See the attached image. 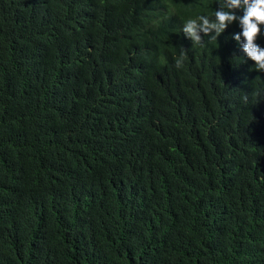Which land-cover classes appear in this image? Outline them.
Returning <instances> with one entry per match:
<instances>
[{
	"label": "trees",
	"instance_id": "obj_1",
	"mask_svg": "<svg viewBox=\"0 0 264 264\" xmlns=\"http://www.w3.org/2000/svg\"><path fill=\"white\" fill-rule=\"evenodd\" d=\"M219 2L0 0V264H264V73L182 34Z\"/></svg>",
	"mask_w": 264,
	"mask_h": 264
},
{
	"label": "clouds",
	"instance_id": "obj_2",
	"mask_svg": "<svg viewBox=\"0 0 264 264\" xmlns=\"http://www.w3.org/2000/svg\"><path fill=\"white\" fill-rule=\"evenodd\" d=\"M236 25L239 31L232 33L238 51L243 55L241 62H253L251 67L257 73H264V47L258 39L264 36V0H220L212 16L200 14L187 19L182 27L183 38L191 44H203L204 37L216 40L226 30ZM187 49L181 44V59L176 66H181Z\"/></svg>",
	"mask_w": 264,
	"mask_h": 264
}]
</instances>
